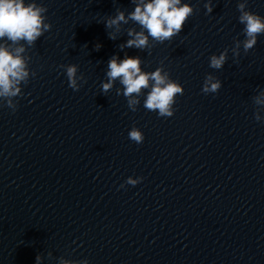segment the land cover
I'll return each instance as SVG.
<instances>
[{
    "label": "water",
    "instance_id": "95a60500",
    "mask_svg": "<svg viewBox=\"0 0 264 264\" xmlns=\"http://www.w3.org/2000/svg\"><path fill=\"white\" fill-rule=\"evenodd\" d=\"M240 3L264 17V0L204 6L124 264H264V34L245 53ZM222 53V67H210ZM207 77L220 82L215 92L203 91Z\"/></svg>",
    "mask_w": 264,
    "mask_h": 264
},
{
    "label": "clouds",
    "instance_id": "9594fccd",
    "mask_svg": "<svg viewBox=\"0 0 264 264\" xmlns=\"http://www.w3.org/2000/svg\"><path fill=\"white\" fill-rule=\"evenodd\" d=\"M240 13L238 19L244 25V34L246 39L243 41L245 53L254 47L257 43V37L264 34V17L252 12L244 11L245 4H238ZM208 13L212 11L211 0L205 4ZM47 12L45 7H38L35 3H25V0H0V38L7 36L13 42L24 40L29 46H32L37 38L41 37L45 32L51 29L50 23H45L46 16L41 13ZM193 7L189 4H181V0H150L148 3H140L135 7V11L130 14V18L138 22L144 29L147 30L149 36L156 41L163 43L171 40L172 37L180 33L185 25V22L193 15ZM125 20L123 12H119L115 17L109 18L105 26L112 28L119 26L120 22ZM110 38L114 39L113 34H109ZM129 36L134 35V39L127 42V47L135 46L143 49L148 44V36L143 31L133 33L129 31ZM239 41L236 47L239 48ZM100 45H97L99 48ZM24 48L16 49V54L8 50V48L0 46V96L14 97L20 89L14 85L20 81L27 83L29 75L26 70L24 60L19 53L23 52ZM225 54L222 53L219 57L213 55L210 57V67L219 69L225 63ZM69 82V87L74 91H78L81 87L78 83L77 70L75 64L64 66ZM107 76L108 83L102 85L103 92H108L112 87V82L120 77L121 83L125 87L124 96L129 97L128 106L132 108L138 103V100L132 98L133 94H139L141 89L148 88L149 80L154 81V85L147 96L145 108L149 110H159V115L163 117L173 116V111L170 110V105L174 102L176 94L183 95V87L175 82L168 80L167 73L161 75V69H157L151 73L141 71L140 59L125 58L117 62L114 56L108 62ZM35 76V72L33 73ZM83 79V77H80ZM212 78L207 77L203 91L205 93L215 92L220 87V82H211ZM210 84V87H209ZM7 106L12 107L11 100H7ZM133 110H135L133 108ZM130 138L137 144H140L144 137L140 131L133 129L130 133ZM129 183L135 184L136 181L129 180ZM37 262L40 257H36Z\"/></svg>",
    "mask_w": 264,
    "mask_h": 264
}]
</instances>
